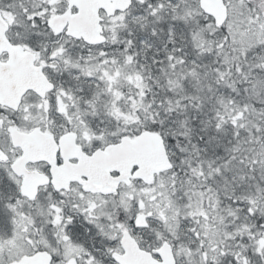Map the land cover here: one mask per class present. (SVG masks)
Listing matches in <instances>:
<instances>
[{
  "label": "snow or ice",
  "instance_id": "obj_1",
  "mask_svg": "<svg viewBox=\"0 0 264 264\" xmlns=\"http://www.w3.org/2000/svg\"><path fill=\"white\" fill-rule=\"evenodd\" d=\"M0 264H264V0H0Z\"/></svg>",
  "mask_w": 264,
  "mask_h": 264
}]
</instances>
